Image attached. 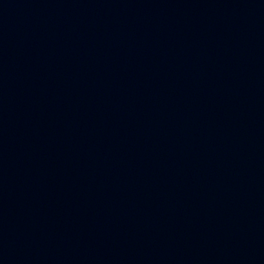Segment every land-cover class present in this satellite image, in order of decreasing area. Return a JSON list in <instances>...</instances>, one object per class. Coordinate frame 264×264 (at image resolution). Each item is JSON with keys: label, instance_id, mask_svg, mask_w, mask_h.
I'll use <instances>...</instances> for the list:
<instances>
[{"label": "water", "instance_id": "obj_1", "mask_svg": "<svg viewBox=\"0 0 264 264\" xmlns=\"http://www.w3.org/2000/svg\"><path fill=\"white\" fill-rule=\"evenodd\" d=\"M0 264H264V0H0Z\"/></svg>", "mask_w": 264, "mask_h": 264}]
</instances>
